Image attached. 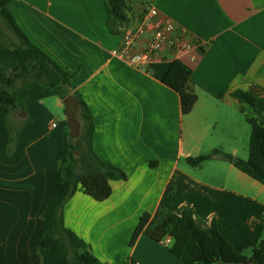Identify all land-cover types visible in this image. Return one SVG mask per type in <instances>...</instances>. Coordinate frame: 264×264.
<instances>
[{
    "label": "crops",
    "instance_id": "crops-1",
    "mask_svg": "<svg viewBox=\"0 0 264 264\" xmlns=\"http://www.w3.org/2000/svg\"><path fill=\"white\" fill-rule=\"evenodd\" d=\"M129 3L147 6L143 17L155 7L203 48L168 56L149 70L131 69L111 54L121 35L106 26L104 0H10L30 41L74 74L71 91L94 117L96 154L128 176L113 181L111 197L101 203L77 192L64 207L65 226L105 264H182L169 250L170 238L156 243L142 234L133 247L130 241L144 214L160 206L177 215L191 210L201 229L211 233L215 223L250 258L264 234V185L219 156L199 167L187 159L225 146L238 158L235 141L248 135L242 104L232 94L264 98V0ZM174 60L192 70L197 85L188 115L180 96L162 83ZM16 106L27 124L11 154L0 108V264H40L36 250L56 197L57 155L67 128L60 118L64 104L50 87L29 81ZM172 181L175 192L166 195Z\"/></svg>",
    "mask_w": 264,
    "mask_h": 264
},
{
    "label": "trees",
    "instance_id": "trees-1",
    "mask_svg": "<svg viewBox=\"0 0 264 264\" xmlns=\"http://www.w3.org/2000/svg\"><path fill=\"white\" fill-rule=\"evenodd\" d=\"M130 0H104L107 14L106 26L112 35L120 36L136 20V11ZM10 0H0V20L15 40L0 33V108L4 110V122L8 131V154L17 144L22 129L27 124L17 118L16 99L29 81L41 82L50 87L62 101L70 95L79 101L78 118L81 136L72 139L69 129L63 133L62 146L57 155L56 197L51 202L37 255L40 264H105L96 258L91 246L65 226L64 207L81 191L96 202H104L112 195L113 181H127V174L115 165L102 160L94 150L95 122L93 114L76 91H71L74 74L66 71L41 48L33 44L9 9ZM140 22L143 15L137 17ZM162 83L180 96L183 115L190 114L198 101L197 85L192 80V70L182 61L171 62ZM232 96L242 104L241 112L251 128L249 158L242 160L231 154L214 150L208 156L188 158L187 163L199 167L215 156L228 161L239 171L264 185V98H255L245 91ZM247 107L251 112H247ZM153 166V163H152ZM173 181L166 195H173ZM145 234L156 243L172 240L170 252L181 259L182 264H244L248 260L264 264V234L252 249L248 258L240 253L218 230L214 223L211 233L195 222L193 212L177 215L163 206L154 214H144L136 227L130 247Z\"/></svg>",
    "mask_w": 264,
    "mask_h": 264
},
{
    "label": "built area",
    "instance_id": "built-area-1",
    "mask_svg": "<svg viewBox=\"0 0 264 264\" xmlns=\"http://www.w3.org/2000/svg\"><path fill=\"white\" fill-rule=\"evenodd\" d=\"M201 48L202 42L190 39L171 18L151 6L140 22L124 31L121 44L111 54L131 69L149 70L160 60H169L168 56L192 55Z\"/></svg>",
    "mask_w": 264,
    "mask_h": 264
},
{
    "label": "rangeland",
    "instance_id": "rangeland-1",
    "mask_svg": "<svg viewBox=\"0 0 264 264\" xmlns=\"http://www.w3.org/2000/svg\"><path fill=\"white\" fill-rule=\"evenodd\" d=\"M146 8H147V6H144V4H142V5L136 4V5L132 6V9L134 11H136V13H139L142 15L144 14ZM0 33L7 36V38H9V39L15 40L14 36L8 31L5 24L1 20H0ZM64 114H65V110L63 109L61 111V114H60V118L63 120L66 119ZM242 121L246 127V134L245 135H248V136H245V137L241 136V138L239 140L235 141V145L239 151L238 158L242 159V160H248V158H249V139H250L251 128H250V126L246 120V117L242 118ZM228 147L229 146H225L223 151L226 153H230V150ZM204 153H208L207 150H204Z\"/></svg>",
    "mask_w": 264,
    "mask_h": 264
},
{
    "label": "water",
    "instance_id": "water-1",
    "mask_svg": "<svg viewBox=\"0 0 264 264\" xmlns=\"http://www.w3.org/2000/svg\"><path fill=\"white\" fill-rule=\"evenodd\" d=\"M65 115H66V125L69 129V135L72 139H78L81 136V123L78 118L79 101L73 96H67L63 100ZM244 264H256L252 260H248Z\"/></svg>",
    "mask_w": 264,
    "mask_h": 264
}]
</instances>
